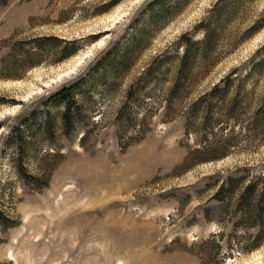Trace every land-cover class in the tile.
Instances as JSON below:
<instances>
[{
  "label": "rangeland",
  "instance_id": "rangeland-1",
  "mask_svg": "<svg viewBox=\"0 0 264 264\" xmlns=\"http://www.w3.org/2000/svg\"><path fill=\"white\" fill-rule=\"evenodd\" d=\"M217 5L0 4V264H264L237 209L264 178V0Z\"/></svg>",
  "mask_w": 264,
  "mask_h": 264
},
{
  "label": "trees",
  "instance_id": "trees-1",
  "mask_svg": "<svg viewBox=\"0 0 264 264\" xmlns=\"http://www.w3.org/2000/svg\"><path fill=\"white\" fill-rule=\"evenodd\" d=\"M8 0H0V4H6ZM223 2L227 3L228 8L232 7L235 8L234 10H238L239 8H241V6H243V4H246L247 2H249V0H218V5L216 6L215 10H216V17L217 20L222 19L223 15H220V7L223 5ZM219 22V21H218ZM218 26L216 28H208V33H209V37H210V41L215 40L214 38H216V32H217ZM142 39V38H141ZM66 44V42H65ZM69 45H71V43H67L65 45V47H63L62 49V57L64 59H66L67 57H69L72 54V50L69 49ZM137 47H130L128 52L125 53L124 58L126 59V57H128L129 55L132 54V52H134L136 50ZM264 52V46L262 48H260L255 55H259L262 54ZM38 58H41V56L43 55H39L37 53ZM195 57H191L189 56V54L186 56V58L183 60V64H182V69L181 72L186 74L190 73L191 70V65L195 62L194 61ZM264 64V60L261 61V63H259L257 66L259 68H261V66ZM180 72V73H181ZM236 74V69H232L230 71V74L228 75L227 79L230 80V78ZM229 89V85L225 88V90L223 91L225 94V91L227 92ZM58 99V103L62 104L65 111L63 114V121L65 123L66 127H71L73 126V124L75 123L76 120V114H80L79 112H76L77 109V102L75 99V87L69 88L67 90H63L59 95H57L56 97ZM219 99V98H217ZM220 99H225V97L220 96ZM247 98H244L243 101H246ZM249 100V99H248ZM238 97H234L232 100V104H231V109L230 111L227 113V115H229L230 117H235L236 113H238L240 106ZM242 105V104H241ZM240 106V107H239ZM227 109V106L225 108H217L216 110L219 111L220 113H224ZM214 110V109H213ZM204 111V109H203ZM207 111V110H206ZM240 111V110H239ZM259 115L262 117V112L261 115ZM264 117V114H263ZM264 120V119H263ZM263 120H261V124H263ZM258 128V127H257ZM243 182V179H239V180H230L229 183H227L226 181L223 182V184L220 187V193H227L229 198L231 197V195L234 192V189L236 187H238L239 185H241ZM263 184L262 188H259V186ZM223 205L226 202H222ZM228 203H230V200L228 201ZM241 213H240V220H239V224L243 226L245 229L247 228H256L257 229V234L254 238V240L250 243H247L246 245H242L243 247H241V250L243 252L245 251H251L253 249H255L256 247H258L260 245V243L264 240V178H257L256 181L251 182L249 185H247V187L245 188V192L244 195L240 201V205L238 206V208Z\"/></svg>",
  "mask_w": 264,
  "mask_h": 264
}]
</instances>
